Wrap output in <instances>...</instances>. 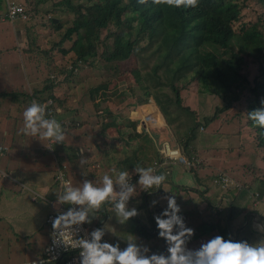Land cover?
Segmentation results:
<instances>
[{"label": "trees", "instance_id": "trees-1", "mask_svg": "<svg viewBox=\"0 0 264 264\" xmlns=\"http://www.w3.org/2000/svg\"><path fill=\"white\" fill-rule=\"evenodd\" d=\"M23 1L30 17L26 27L30 56L34 58L38 50L48 70L45 79L48 85L42 89L34 88L31 96L40 102L52 99L49 110L53 112L66 103L58 95L59 84L50 78V74L70 82L69 76L73 72L69 71V65H76L79 60L88 62L89 67L105 70L111 81L117 78L124 82L125 74L130 73L140 87L137 93L134 86H130L136 100L128 101L127 115L122 113L125 106L121 104L114 106L108 103L111 110L107 112L99 108L102 99H112L107 95L110 81H103L89 89L95 114L102 118L98 134L90 135L92 133L87 127L91 125L85 118L61 123L65 131L77 129V132L88 136L84 146L77 143L71 148H81L79 156L86 159L85 165L103 167V175L110 176L117 170L128 171L129 175L132 174V184L137 186L139 175L134 171L136 164L150 167L155 159L161 161L153 136L148 132L140 134L137 130L138 120L132 119L129 114L139 105L147 106L151 99L163 114L171 136L190 158L200 154L198 145L204 124L215 122L222 114L232 110H235L232 122L237 123L233 124L234 130H237L234 134L240 133L244 147L249 142L250 146L264 153V129L256 126L248 117V113L264 108V0H244L246 4L256 7L254 20L248 21L243 20L240 0H199L194 8L155 4L153 0ZM33 83L37 84L35 77ZM192 86L196 87L197 92L218 96L222 102L203 122L196 106L189 99L186 100L185 92L189 93ZM124 94L125 91L119 93L122 97ZM0 95L9 94L0 92ZM85 125L87 127L83 129ZM92 129L95 131L94 125ZM246 136L252 137L254 143ZM75 137H78L77 133ZM88 140L93 141L92 145L86 143ZM73 152L76 156V151ZM86 152L90 155L84 156ZM55 160L56 169H63L64 163ZM201 166H204L203 158L197 168ZM166 176L170 181V176ZM256 180H259L256 187L258 196L249 193L255 190H251L255 180L252 183L245 181L244 189L236 188L235 191L239 192L234 195L229 208H217L206 198L209 210L199 214L203 218L200 223H197L198 216L190 209H181L189 223L195 225V228L192 227L194 235L187 243L189 250H198V247L194 249L193 243L213 232L222 231L226 240L248 241L250 244L257 243L260 236H264V232L257 227L251 232L246 231L245 235L240 232L235 234L234 230L240 231L241 227H233V221L237 222L243 208L240 202H245L250 196L264 201V176ZM3 191L12 194L11 190L0 184L1 203L5 200ZM131 199L135 206H129V209L136 208L138 211V215L133 217L136 233L149 242L160 239L161 243H156L151 250H160V254L167 257L166 254H170L169 245L159 236L155 221V216L165 209L159 203L153 205L152 201L156 199L145 191ZM184 204L196 205L197 202L188 198ZM52 211L47 205V216ZM15 214V210L1 209L0 224L4 233L13 226L18 233L17 227L23 223L29 224V219L35 221L36 227L39 225V218L33 211L29 215L20 211L18 219ZM139 214L141 217L144 214L147 222L141 220ZM20 222L22 225H19ZM24 237L29 239L30 236ZM42 252L43 249L38 255H42Z\"/></svg>", "mask_w": 264, "mask_h": 264}, {"label": "rangeland", "instance_id": "rangeland-1", "mask_svg": "<svg viewBox=\"0 0 264 264\" xmlns=\"http://www.w3.org/2000/svg\"><path fill=\"white\" fill-rule=\"evenodd\" d=\"M240 1L243 4V20H254L256 7L253 4H246L244 0ZM5 13V0H0V16ZM27 25L28 23H16V27L20 31H23ZM66 44L67 42L64 43L65 46ZM1 51L3 53L2 55L0 54V92L13 89L16 91L12 96L0 95V128L3 130V132L0 133V145L6 147L5 153L0 155V168L4 171L2 175L4 174L7 176V172L9 173L8 177H5L4 179L0 178V183L5 185L8 191H12V194L3 191L5 200L3 203L0 201V211L3 208L11 211L15 210L16 219H18V213L20 211L25 215H29L33 211L36 217L42 218V207L45 208L48 204L42 207H40V205L47 202V200L43 197L33 199L32 196L34 194L31 190H40L47 198L57 197L56 192L60 190V183L54 181V176L51 177V174L56 170L54 154H56L60 162L66 163L65 177L73 186H81L85 179L91 180L99 186L103 177L104 168H96L95 164L85 165L86 159L79 156L82 152L80 147L75 149L77 154L74 156L75 153L71 148L77 143L84 146L85 140L88 138V136H84L82 132H77L78 130L68 129V131H65L66 137L64 143L53 144V151L52 149H49L48 141H43V143L48 146L47 147L38 139L24 135L20 132V129L23 126V111L34 100L31 96L32 89L35 88V83H33L34 77L37 83L36 85L41 87L45 80V75L42 74L46 73V70L43 69V67L36 68V63L30 60L23 50H21V53L19 52L15 30L9 21H0V53ZM41 66L45 65L42 64ZM125 75L126 80L124 82L119 81L117 78H114L111 81V79L107 77L109 75L105 70L87 66L84 67L79 74L69 76L70 82L63 81L62 77V80L58 82V95L63 97V100L66 101L67 105L74 108L76 107L79 111H81L80 108L86 110L84 118L88 120V123H90L91 126L87 127L85 125L82 128L84 129L87 127L92 133L90 135L93 136L95 135L94 133H99L102 118L95 114L96 109L94 103L90 100L88 93L89 89L103 81H110L107 95H110L109 97H112V99H110V101L102 99L99 108L106 111L111 110L108 103L114 104V106L121 104V106H125V108L123 107L124 109L122 110V113L127 115L126 111L129 110L127 106L128 103H130L128 101L136 100L135 95L132 94L130 90V86H134L137 93H139L140 87L135 82L132 74L127 73ZM190 89L191 91L189 93L185 92L186 100L189 99L190 102L196 106L201 122L204 121L206 116L214 112L216 106L222 105L218 96L197 92L195 86H192ZM121 91H125L123 97L119 95ZM74 108L71 109L65 107L59 109L57 112L59 113L61 110V114L69 120L76 117L79 120L82 119L73 111ZM99 108H97V110ZM141 108L143 111H141ZM137 109L139 112L141 111L140 121L143 122L144 120V124H146V127L144 125L142 131L145 132L149 129L150 135L154 136L160 144L163 140H170L172 144L177 145L176 140L171 134H168L167 136V133H160L156 129L165 126L163 120H161L163 119L161 116L153 117L154 119H151L152 124L155 126H152L147 120L146 115L159 113L158 108L154 104L151 106L149 104H147V106H140L137 107ZM234 112L235 110H232L231 112L222 114L217 121L204 124L203 128L200 130L201 136L198 146L200 149H209L211 152L209 157H212L213 164L210 162V159H208L206 164L204 162L203 167H196L195 170L197 172L190 171L185 174L186 179H184L183 182L194 186L193 188L185 189L189 194L190 191H192L190 194L192 197L188 196L185 200L192 198L197 204L192 207L190 206L191 204L182 205L181 209H190L194 215L198 216L197 223L203 221V218L199 216V214L202 215L203 211L209 210V208H205L208 205L206 198H208L215 207L225 209L229 208L230 203L234 199V195L239 192L238 190L235 191L232 187H230L231 189L229 190L219 187L221 184L217 179L220 178V174L226 173L230 178L237 182L239 188L242 187V189L245 187V181L252 183L255 180V183L251 186V190L254 188L255 190H253V192L250 191L249 193L251 194L257 193L256 187L259 180L256 179L264 176V153H262L263 151H257L250 146L251 143L249 142H246L244 147V141L240 133L237 135L234 134V132H237L233 127V124L237 123L232 122V114ZM74 114L77 116H74ZM108 118L110 119V117ZM92 125L95 126V131H93ZM75 133H77L78 137H75ZM246 137L249 141L254 143L252 137ZM247 138L244 140L247 141ZM89 141L90 140L86 143L88 144ZM92 143L93 141L89 142L90 145H92ZM60 145H63L66 149H58ZM62 151H65L66 155L65 153H62ZM89 155L90 154L87 152L84 153V156ZM120 157H122V154H120ZM82 160L85 161L83 164L81 163ZM89 160L92 162V159ZM200 169L204 172V176L202 177L200 176L202 174V171H199ZM117 172L119 171L117 170ZM50 184L51 191L53 189L50 194H48L49 191H43L40 189V187L45 185L50 187ZM205 187L208 188L204 189ZM140 194L141 193L136 186V193L134 196L136 197ZM161 198L162 200H167L164 196H161ZM7 199L11 200L9 201ZM201 199L203 201L200 202ZM240 203L243 205L241 214L238 216L240 221L238 223L233 221V227L235 229L239 227L241 228H239L240 231L234 230L235 234L240 232L245 235L246 231L251 232V229H255L256 227L260 228V232H264V201L258 202L250 196L245 202ZM200 204L202 207L199 206ZM129 206L134 207L135 202H131L128 204V207ZM252 209H258L257 215L252 213ZM153 211L155 213V210ZM247 215L255 217V220L252 217L247 219ZM139 216L141 220L147 222V218L144 214H142V217L140 214ZM24 219L25 218L22 220ZM89 219L91 223L85 224L91 227V232L97 228L105 229L106 235L102 238V242L113 244L119 242L121 249H123L127 247V238L131 235L134 237L136 244L142 251L144 248L149 249L146 253L148 256L153 254L161 255L160 250H151V248L155 247L156 243H159L160 240L155 239L156 241L153 240L149 242L147 239L141 238L136 233V221L134 218H131L124 224H120L110 202L105 203L101 209L90 214ZM21 222L19 225H22ZM256 222L259 223L260 227L256 225ZM249 224L252 226L246 227ZM192 227L195 228V225L191 224L190 228ZM41 228V231H44V233L46 232L47 236H49L50 231L47 223H42ZM16 233L14 226L4 233L2 225L0 224V264L1 258L8 264L34 260L39 257L38 254L40 250H42L49 241V237L41 240L40 234L39 239H31L32 235L26 234L22 229H20L17 234ZM25 235L30 236L29 239L28 237H24ZM217 235H223V237L226 238L225 233L222 231L219 233L214 232L213 236L211 234L203 237L201 240L195 241L193 243L195 245L194 249L198 247L199 250L202 244ZM262 237L264 236H260L258 241L263 239ZM8 254H10V256L7 260L6 257ZM166 255L170 256V254Z\"/></svg>", "mask_w": 264, "mask_h": 264}, {"label": "clouds", "instance_id": "clouds-1", "mask_svg": "<svg viewBox=\"0 0 264 264\" xmlns=\"http://www.w3.org/2000/svg\"><path fill=\"white\" fill-rule=\"evenodd\" d=\"M15 1L25 7L23 0ZM141 2H144V0H141ZM5 3L6 13L2 15V20L9 21L13 25L17 39L18 29L16 27V23H27L30 17H28L26 20H23L19 17L16 19H11L9 16V9L7 7L6 0ZM153 3L166 4L168 6L174 7L183 6L186 8H194L198 6L199 0H153ZM17 45L20 46L18 41ZM30 49L31 48H29L26 43L25 34L22 47L19 48V50H23L30 60L36 63V68L43 67V69L46 70V73L42 74L45 75L44 79H46L48 73L45 64L46 62L41 61L43 58H41V56L38 54L37 49L35 57L32 58L30 56ZM87 63L88 62L79 60L76 65L70 64L69 71L73 72L71 75L75 76L79 74V72H81L84 67L88 66ZM42 64L45 66H41ZM50 78L56 83L62 80V77H57L54 74H50ZM46 85H48V83L44 80L41 87L35 84V88L39 87L42 89ZM48 87L53 89L51 86ZM15 91L16 90L13 89L1 93L10 94L8 96H12ZM32 91H34V89H32ZM58 92L59 91L57 87V93ZM32 98L34 100L23 111V126L20 129V132L24 135L32 136L42 143L43 141H48L49 149H52L53 151V144L56 145L64 143L66 133L61 123L69 120L61 114V110L59 113L57 111L65 107L71 109L74 107H71L64 102L63 106H59L52 112V110L48 109V107L52 104V99H49L46 102H40L38 98ZM148 104H154L157 107V104L153 99H151ZM80 109L81 111L75 107L73 111L80 116V113L82 114L83 111L86 112L84 108ZM137 110L138 109L136 108L130 112H135ZM76 114H74V116H77ZM146 116L147 120L152 126L155 125L152 124L151 119H154L153 117L161 116L163 118L165 127H168L161 111L160 113H151L150 115ZM248 117L254 122L256 126L264 129V108H258L248 113ZM131 118L138 120L139 123L137 130L140 134H144L145 132L150 133L149 129L145 132L140 130V128H144V120L141 122V117L137 116ZM73 119L79 120L77 117ZM140 123L143 125L142 127L139 126ZM156 129H161V127ZM153 139L155 140L157 149L160 153L161 161L155 159L150 167H143L139 164H136L134 171L139 175L137 189L140 191V193L145 191L148 192L149 195L154 193L160 199H162L161 196H164L167 199L164 200V203H159L165 210L160 215L155 216V221L159 229V236L164 238L169 245L168 252L170 253V256L166 257L164 255L157 254L148 256L146 253L149 251V249L144 248L142 251L141 248L136 244L134 237L131 235H129L127 238V247L123 249H121L119 242L116 244L102 242V238L106 235L105 229L97 228L91 232V227L85 224L91 223L89 219L90 214L95 213L101 209L105 203L109 202L112 204L115 216L120 224H124L131 218L138 215L136 208L129 209L128 207V204L133 202L132 199L130 201V198L135 197L134 194L136 193V185L132 184L133 181L132 178H130L132 174L129 175L128 171H119L112 176L108 174L103 175L99 186L93 181L87 179L83 181L81 186H73L71 182L67 181L65 177L66 163H64L63 169L58 167V169H56L52 174L54 175V181L60 183V190L56 192L57 197L47 198L46 195L40 190H31L34 194L32 196L33 199H36L37 197L45 198L47 202L50 203L49 206L53 210L46 217V223L50 231L48 236V244L43 248L42 255H40L38 258L16 264H58L59 262L75 259L77 256H79V251L81 258L80 264H264V239H261L255 244H250L248 241H235L232 239L226 240L223 236L217 235L206 243L202 244L199 250L191 251L187 248V243L194 235V230L190 228L191 224L185 217L184 212H181V206L184 205V202L180 200V195L177 196L175 194L174 196L173 192H169L167 190L165 191L162 188V184L165 181H171L167 180L166 175L172 177L174 170L171 171L170 168L172 169L173 166L180 165L188 171L197 172L195 169L198 167V165L202 164V158L199 156H193L191 158L188 157L178 144H172L170 140H163V142L160 144L154 136ZM165 142L169 143L174 149H179L181 155L184 158L191 160L198 159L200 162L197 165L188 168L182 161L174 162L172 160L165 159L164 155L160 151ZM61 147L62 146L59 148ZM62 149L64 148L62 147ZM5 151L6 147L0 145V155L4 154ZM73 151L76 150L73 149ZM62 153H65V151H62ZM55 159L59 160L56 157ZM84 162V160L81 161L82 164ZM60 172L63 174L62 181L59 179ZM2 173H4V171L0 168L1 179L9 176L8 172L7 176L4 174L2 175ZM117 186L119 188L118 191ZM219 187L226 190H229L231 189L230 187H232L236 190V188L239 187V184L234 181V185H231L228 188H224L222 186ZM206 188L208 187H205L204 189ZM255 195L258 196V192L255 193ZM254 200L258 202L261 201L258 198H255ZM156 203L157 201H152L153 205ZM60 205L68 209V211L60 212L53 220V235L56 238L57 243L63 244L64 246H71L75 249L73 248L67 251H62L60 256L54 258L48 253V248L52 244V230L48 219L52 213L57 211ZM252 213L257 215L255 209H252ZM250 217L255 220V217L247 215V219H250ZM80 225H83L89 229L90 240L83 237L75 241L72 239L71 230L74 228V226ZM256 225L260 227L259 223L257 222ZM213 233H211L212 236Z\"/></svg>", "mask_w": 264, "mask_h": 264}, {"label": "crops", "instance_id": "crops-1", "mask_svg": "<svg viewBox=\"0 0 264 264\" xmlns=\"http://www.w3.org/2000/svg\"><path fill=\"white\" fill-rule=\"evenodd\" d=\"M0 21L1 22H6V21H4V20H2V15L0 16ZM25 34H26V28H24V30L23 31H20V30H18V36H17V41H18V44L20 45V46H18V49L19 48H21L22 47V43H23V39H24V36H25ZM19 52L21 53V51L19 50ZM2 51H1V55H2ZM144 105H146V104H144ZM151 106V105H150ZM138 107H140V105L138 106ZM142 107V106H141ZM157 108H158V106H157ZM141 111H143L142 110V108H141ZM141 111L139 112V110H137V112H138V117H140L141 116ZM158 111H159V113H160V110H159V108H158ZM134 112H129V114H130V116L131 117H134V114H133ZM84 116H85V111H83L82 112V114L80 113V116L79 117H81V118H83L84 119ZM161 120H163V119H161ZM160 124H161V121H160ZM145 127H146V124H145ZM164 127V128H163ZM161 129H157L160 133H167V134H169L170 133V131H169V128L168 127H165V126H163ZM77 130V129H76ZM3 132V130H1V128H0V133H2ZM171 134V133H170ZM168 136V135H167ZM60 146H62L64 149H66V147H64L63 145H60ZM198 151L200 152V154H197L199 157H201V158H203L204 159V162H205V164H206V161L208 160V159H210V162L213 164V162H212V157H209L210 156V151H209V149H198ZM222 162V161H221ZM170 170L172 171V170H174V172H173V174H172V177H170V182H167V181H165L163 184H162V188L166 191H169V192H173V194H174V196H175V194L178 196V195H180L181 196V201L182 202H185V198L186 197H188V196H191L192 197V195H190L191 193H192V191H190V194L189 193H187L186 192V190L185 189H190V188H193L194 186H191L189 183H185V182H183V180L184 179H186V176H185V174L187 173V172H190V171H188V170H186V169H184V167H182V166H173V168L171 169L170 168ZM199 171H202V174L200 175L201 177L202 176H204L203 174H204V172H203V170L202 169H200ZM54 175H52L51 174V177H53ZM172 188H174V189H172ZM40 189L41 190H43V191H49L48 192V194H50L52 191H53V189H52V191H51V184H50V187H47V185H45V186H43V187H40ZM155 199H156V201H157V203H164V200H162V199H160L157 195H155L154 193L153 194H151ZM201 201H203L202 199L200 200V202ZM46 204H50L49 202H45V203H42V205H40V207H42V206H46ZM185 205V204H184ZM188 205V204H187ZM194 204H191L190 206L192 207ZM200 207H202V205L200 204L199 205ZM39 207V206H38ZM206 209L208 208L207 206L205 207ZM41 214H42V218H39V220H38V222H39V225L37 226V227H40V229L42 230V228H41V224L42 223H46V217H47V207H45V208H43L42 207V211H41ZM41 216V215H40ZM29 221H30V223L29 224H24L23 223V225L22 226H19V227H17V231L19 232L20 231V229H22V230H24L25 231V233L26 234H30V235H32V238L31 239H39V234L41 235V240H43L44 238H46V237H48L47 236V233L45 232L44 233V231H39V229L36 227V224H35V221H33V220H30L29 219ZM240 220L239 219H237V223L239 222ZM34 227V228H33ZM8 237V236H7ZM1 264H8V263H6L5 261H3L2 260V258H1Z\"/></svg>", "mask_w": 264, "mask_h": 264}, {"label": "built area", "instance_id": "built-area-1", "mask_svg": "<svg viewBox=\"0 0 264 264\" xmlns=\"http://www.w3.org/2000/svg\"><path fill=\"white\" fill-rule=\"evenodd\" d=\"M7 7L9 9V16L11 19H16L17 17L26 20L29 17V13L26 10V8L21 5L20 3L16 2L15 0H6ZM161 153L164 155L165 159L172 160L174 162L182 161L185 163L186 167H193L197 165L200 161L198 159H186L181 155V152L179 149H174L169 143L165 142L160 149ZM59 179L63 180V174L60 172ZM218 182H220L221 186L224 188H228L231 185H234V181L232 178H230L226 174H221L220 178L217 179ZM72 207V206H70ZM68 209L64 208L62 205L57 209L55 213H52L49 216L48 221L51 224V230H52V244L48 248V253L50 256L57 258L61 255L62 251H67L70 249H73L74 247L71 246H64L63 244H59L56 242V238L53 235L54 229L52 227L53 220L56 218V216L60 212H67ZM58 235V234H57ZM71 236L72 239L78 240L79 238L83 237L90 240V234L89 229L84 227L83 225L80 226H74V228L71 230ZM75 249V248H74ZM80 251L79 256H77L75 259L68 260L65 262H59L58 264H80Z\"/></svg>", "mask_w": 264, "mask_h": 264}, {"label": "water", "instance_id": "water-1", "mask_svg": "<svg viewBox=\"0 0 264 264\" xmlns=\"http://www.w3.org/2000/svg\"><path fill=\"white\" fill-rule=\"evenodd\" d=\"M133 114H134V117L138 116V112L137 111H135Z\"/></svg>", "mask_w": 264, "mask_h": 264}]
</instances>
